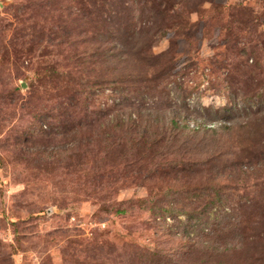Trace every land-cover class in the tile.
Returning <instances> with one entry per match:
<instances>
[{"label": "rangeland", "instance_id": "1", "mask_svg": "<svg viewBox=\"0 0 264 264\" xmlns=\"http://www.w3.org/2000/svg\"><path fill=\"white\" fill-rule=\"evenodd\" d=\"M0 264H264V0H0Z\"/></svg>", "mask_w": 264, "mask_h": 264}, {"label": "trees", "instance_id": "2", "mask_svg": "<svg viewBox=\"0 0 264 264\" xmlns=\"http://www.w3.org/2000/svg\"><path fill=\"white\" fill-rule=\"evenodd\" d=\"M162 33H163V37L167 34L165 31L163 32L162 31ZM166 37V36H165ZM172 45V44H171ZM175 44L174 45H172L171 47H170V53L169 54H167V57L166 58H168V61H174L176 58H177V56L179 55V50H177V49H175ZM177 48V47H176ZM169 67V66H168ZM171 67V66H170ZM167 68V67H166ZM88 88L86 87L85 88V90H87ZM258 94H253L252 96H250V99L251 100H256V98H258ZM244 100V99H243ZM170 127L171 128H177L178 126L180 127V128H187V125L185 124H182V126L179 124L178 126L176 125V124H174L175 122L173 121V120H171L170 122ZM117 125V124H116ZM167 125V124H166ZM228 123H226V122H220L219 123V127L220 128H226V127H228ZM166 127V126H165ZM204 127V126H203ZM202 127V128H203ZM114 128H116V126H114ZM218 128V127H217ZM195 129H197V127L195 128ZM214 130H212V132H213ZM215 132V131H214ZM156 136V138H159L160 136H157V135H155ZM157 142V141H156ZM119 212H123V210L122 209H119L118 210Z\"/></svg>", "mask_w": 264, "mask_h": 264}]
</instances>
